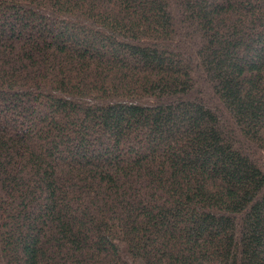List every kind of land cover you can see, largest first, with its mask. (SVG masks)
<instances>
[{
  "label": "trees",
  "instance_id": "trees-1",
  "mask_svg": "<svg viewBox=\"0 0 264 264\" xmlns=\"http://www.w3.org/2000/svg\"><path fill=\"white\" fill-rule=\"evenodd\" d=\"M0 264H264V0H0Z\"/></svg>",
  "mask_w": 264,
  "mask_h": 264
}]
</instances>
